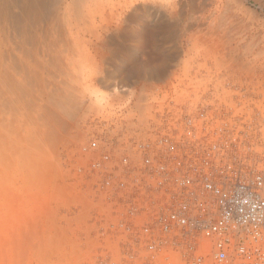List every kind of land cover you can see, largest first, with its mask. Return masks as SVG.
<instances>
[{
  "label": "rangeland",
  "instance_id": "rangeland-1",
  "mask_svg": "<svg viewBox=\"0 0 264 264\" xmlns=\"http://www.w3.org/2000/svg\"><path fill=\"white\" fill-rule=\"evenodd\" d=\"M263 4L245 2L264 55ZM208 59L203 74L196 69L202 83L183 76L185 82L146 90L141 99L126 94L112 104L111 92L100 87L108 91L105 110L98 109L104 117L92 114L86 135L73 132L76 141L50 151L48 174L33 177L28 163L8 151L4 165L0 160V264H163L130 229L143 209L159 210L184 175L264 172V68L254 70L259 78L253 70L219 73Z\"/></svg>",
  "mask_w": 264,
  "mask_h": 264
},
{
  "label": "bare ground",
  "instance_id": "bare-ground-1",
  "mask_svg": "<svg viewBox=\"0 0 264 264\" xmlns=\"http://www.w3.org/2000/svg\"><path fill=\"white\" fill-rule=\"evenodd\" d=\"M247 1L0 0L1 165L9 151L21 164L28 163L33 177L41 175L55 152L50 151L70 143L77 136L73 132L91 130L87 122L103 107L108 91L115 103L126 94L141 99L146 90L164 89L183 76L199 83L196 69L204 68L208 58L215 61L216 72L253 70L259 78L254 70L264 68L263 41L256 39L258 30L248 27L254 19ZM200 56L205 64H197ZM110 63L116 65L110 69Z\"/></svg>",
  "mask_w": 264,
  "mask_h": 264
},
{
  "label": "built area",
  "instance_id": "built-area-1",
  "mask_svg": "<svg viewBox=\"0 0 264 264\" xmlns=\"http://www.w3.org/2000/svg\"><path fill=\"white\" fill-rule=\"evenodd\" d=\"M170 194L130 225L151 257L163 264H264V172L184 175Z\"/></svg>",
  "mask_w": 264,
  "mask_h": 264
}]
</instances>
